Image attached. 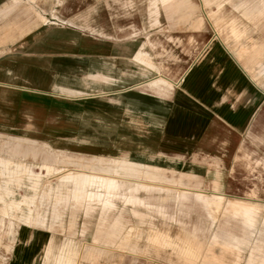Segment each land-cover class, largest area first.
Here are the masks:
<instances>
[{
  "label": "crops",
  "instance_id": "1",
  "mask_svg": "<svg viewBox=\"0 0 264 264\" xmlns=\"http://www.w3.org/2000/svg\"><path fill=\"white\" fill-rule=\"evenodd\" d=\"M42 16L64 24L43 25ZM0 46L6 49L0 54V83L6 79L10 84L0 103L8 111L23 112L25 121L26 112L48 94L50 81L58 96L56 111L69 129L61 141L81 143L87 155L96 149L137 163L121 161L114 197L86 209L98 208L102 222L97 228H106L87 246L103 252L111 250L109 244L127 242V234L120 233L123 207L103 225L115 199L129 204L135 216L148 215L136 206L166 216L167 202L187 206L195 201L237 217L245 230L264 225V178L256 188L263 190L262 197L222 194L244 189L238 185L242 157L253 167L262 163L264 174V0H0ZM138 164L149 166L139 170ZM161 169L179 175L163 177ZM140 175L150 180H138ZM4 179L0 264H34L50 235L31 226L22 230L10 201L25 186ZM77 179L70 189L84 188L85 181L76 185ZM57 180L58 185L69 183ZM100 182L94 176L92 186ZM208 182L218 192L211 197L199 189ZM139 190L147 196H138ZM21 207L27 214V207ZM209 219V227L214 226L216 220ZM246 235H221L215 228L209 246L240 252L248 243ZM153 240L171 247L180 260L198 258L196 249L167 229L156 230ZM84 245L76 251L63 241L56 263L95 260ZM208 253L209 264H237L210 249Z\"/></svg>",
  "mask_w": 264,
  "mask_h": 264
},
{
  "label": "rangeland",
  "instance_id": "2",
  "mask_svg": "<svg viewBox=\"0 0 264 264\" xmlns=\"http://www.w3.org/2000/svg\"><path fill=\"white\" fill-rule=\"evenodd\" d=\"M42 17L43 19L38 17V20L43 25H61L49 24V16ZM3 52H6V49L0 46V54ZM7 82L4 79L0 83V99L4 96L1 93L8 90L10 84ZM49 82L48 94L40 96L41 104L33 105L32 107L35 108L33 111L26 112L25 121L23 112L12 113L8 111L6 104L0 103V155H4V157L0 156V180L5 176L6 178L2 181L5 184L14 180L16 185L25 186V189L16 191L17 199L20 196L21 198L19 200L14 198L10 201L16 209V217L20 214L19 217L24 225L22 230L31 226L42 229L50 235L48 243L44 245L43 251L34 264H57L58 252L63 241H70L76 251H80V245L85 243L83 251L93 253L96 259L83 260V264H209L208 259H205V255L209 254V249L216 255H224L228 262L236 260L237 264H264V225L256 224L255 227L245 230L237 217H230L212 205L204 207L195 201L187 206L167 202L166 216H161L142 206H136L141 214L148 215L135 216L128 210L129 204L123 205L120 200L115 199V208L108 212L107 220L103 222V225L109 222L118 208L123 207L126 228L123 227L120 233L122 236L127 234V242L124 243L122 240L119 244H109L111 250L103 252L87 246V243L93 242L96 233L102 237L106 228L103 227L102 230L97 228L102 222L98 208L86 209L90 205L101 204L106 198L114 197L113 186L120 177V162L125 164L134 162L119 155L103 156V151L96 149L91 150L87 155L86 148L81 143L79 146L77 142L61 141V134L66 135L69 129L67 130L63 125L66 123L60 117V113L58 116L55 107V99L58 96L54 95ZM23 122L25 125H22ZM16 123L19 125H15ZM7 156L15 159L7 158ZM21 159L23 161H20ZM238 160L239 166L237 167L242 176L238 185L244 189L228 190L222 194L226 198L255 199L262 197L263 190L256 189L263 183L262 163L256 161L253 167V164L248 163L245 157ZM138 165L139 170H144V166H149ZM69 170L75 171L71 174L64 173ZM159 172L163 177L176 178L179 175L163 169ZM94 176L102 178V182L95 188L92 186ZM76 178H78L76 185L80 183L79 181H85L82 185L84 188L70 189L72 181ZM57 179H68L69 183L58 185ZM87 180H90V185H87ZM138 180L148 182L150 179L140 175ZM160 182L174 184L166 180ZM127 183L131 184V182ZM187 186L195 188L191 185ZM210 187L209 182L201 183L199 189L211 197V194L218 192H214ZM249 187L250 190H248ZM4 192L6 196L13 198L12 191L5 190ZM97 194L100 198H91L92 195ZM137 195L145 197L147 193L139 190ZM21 206L27 207V214H22ZM209 216L216 220L212 227H209ZM178 219L180 222H177ZM127 226H131L128 232ZM160 228L167 229L170 235L179 236L187 242L191 249H196L198 251L196 261L180 260L171 247L154 241L153 236ZM215 228L220 230L221 235L225 232L236 236L247 234L248 243L240 248V252L223 251L220 244L209 246L210 233ZM29 231L37 230L29 229ZM100 237L98 236L99 239ZM7 250L8 245H5L4 251Z\"/></svg>",
  "mask_w": 264,
  "mask_h": 264
},
{
  "label": "built area",
  "instance_id": "3",
  "mask_svg": "<svg viewBox=\"0 0 264 264\" xmlns=\"http://www.w3.org/2000/svg\"><path fill=\"white\" fill-rule=\"evenodd\" d=\"M48 21H50V22H48ZM48 21H46V23L48 22L49 24H61V25L64 24V22H61L59 20H56V19L50 18V17H49V20Z\"/></svg>",
  "mask_w": 264,
  "mask_h": 264
}]
</instances>
